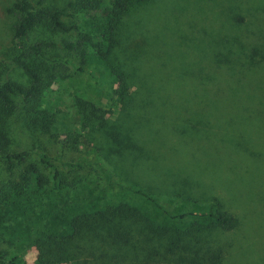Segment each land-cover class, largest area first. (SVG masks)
<instances>
[{"label":"rangeland","instance_id":"1","mask_svg":"<svg viewBox=\"0 0 264 264\" xmlns=\"http://www.w3.org/2000/svg\"><path fill=\"white\" fill-rule=\"evenodd\" d=\"M14 1L0 0V83L27 85L29 78L12 61L14 15L8 9ZM67 1L43 4L61 7ZM107 13L100 8L69 19L67 24L81 25L72 33L34 28L28 34L26 42L54 43L41 50L54 61L45 59V66L55 71L37 110L28 113L11 94L16 107L8 118L6 150L25 152L47 182L5 207L0 250L16 254L18 264H33L31 244L44 235L67 234L65 220L105 192L107 202L120 198L141 210L187 248L179 246L165 258L154 254L142 264H179L178 256L201 264H264V0H143L122 16L114 46L102 59L95 49H105L101 32ZM78 31L96 43L87 46L82 71L75 68L78 55L63 47ZM221 53L228 55L227 63L215 62ZM113 66L126 74L122 95ZM41 109L52 118L48 130L26 124ZM42 154L51 163L80 154L85 166L80 182L55 189L52 168L39 161ZM95 162L115 180L147 189L167 209H197L217 199L236 225L225 229L168 219L135 195L108 191L107 176ZM19 167L14 163L9 169L0 157V184L16 178ZM62 175L70 180L65 170ZM76 244L79 255L67 264H100L106 258L100 253L108 248ZM110 262L126 264L119 257Z\"/></svg>","mask_w":264,"mask_h":264},{"label":"trees","instance_id":"2","mask_svg":"<svg viewBox=\"0 0 264 264\" xmlns=\"http://www.w3.org/2000/svg\"><path fill=\"white\" fill-rule=\"evenodd\" d=\"M44 1L36 0L31 4L29 0H15L11 8L8 9L14 15L10 26V35L14 41L16 53L12 61L26 74L30 83L23 85L10 79L0 83V157L9 169L14 168V163L20 164L16 178L8 179L0 184V217H3V210L5 207L8 208L9 203L25 200L29 191L40 190L47 182L45 175L39 170L36 163L25 160V152H7L6 150L9 143L8 118L16 107L11 94L14 93L20 97L22 107L28 109V113L37 110L41 93L48 86L55 71L54 67L47 68L45 66V59L51 60L50 62L54 61L41 50V47L54 46V43L51 41L40 42L39 40L26 42L29 32L34 28H40L51 33H72L73 29H80L81 25L67 24L66 21L76 19L80 13L89 10L107 9L108 13L103 21L104 28L101 32L105 49L101 47L95 49L96 54L103 59L114 46L115 32L122 16L130 8L143 2V0H68L61 7H48L43 4ZM95 44L91 42L86 32L78 31L77 38L64 42L63 47L67 52L78 55L79 64L75 68L82 71V66L87 59L85 50L87 46L94 47ZM221 54L219 57L215 56V62L227 63L228 55ZM111 70L114 73L118 94L122 95L127 89L126 74L115 66L111 67ZM51 121V116L41 109L26 124L31 128L39 127L48 130ZM80 154L74 160H64L58 157L54 163H51L45 154L40 156V163L52 168L50 182L55 189L76 185L77 182H80L83 172L81 170L85 168L81 163ZM91 164L90 161L88 166ZM95 164L100 166L107 176L106 188L108 191L135 195L154 205L168 219L189 220L199 226H217L225 229L236 225V218L223 210L217 199H213L197 209H167L147 189L115 180L105 167L98 162ZM64 170L70 180H67V175L63 177ZM78 177L80 179H77ZM105 196L106 193L103 192V198L100 201L83 207L81 211L71 215L69 220H65L67 234L60 237L51 234L38 237L30 246L36 251L33 264H61L63 262L67 264L66 259L76 258L79 255L77 242L82 243L81 246L85 250L91 249L97 244L103 246L104 250L108 248L107 251L100 253V256L106 257L97 261L100 264H112L110 261L113 257L121 258L126 264H142L141 262L153 260L154 254H158L159 258L160 255L163 258L167 254L173 256L174 251L179 252V246L180 250H187L184 246L177 245V237L170 232L169 228L156 224L146 213L129 206L120 198L107 202ZM139 235L143 237L142 241L137 240ZM146 242H149L150 245ZM111 248L115 249L112 255L109 254ZM158 248H161L160 252ZM16 257V254L6 255L4 251L0 250V262L18 264ZM178 257L179 264H201L195 259L188 261L186 258L181 260V256Z\"/></svg>","mask_w":264,"mask_h":264}]
</instances>
